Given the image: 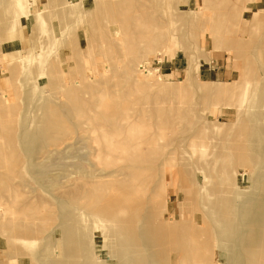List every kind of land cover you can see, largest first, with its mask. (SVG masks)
Returning <instances> with one entry per match:
<instances>
[{"label":"rangeland","instance_id":"rangeland-1","mask_svg":"<svg viewBox=\"0 0 264 264\" xmlns=\"http://www.w3.org/2000/svg\"><path fill=\"white\" fill-rule=\"evenodd\" d=\"M0 264H264V0H0Z\"/></svg>","mask_w":264,"mask_h":264},{"label":"crops","instance_id":"crops-1","mask_svg":"<svg viewBox=\"0 0 264 264\" xmlns=\"http://www.w3.org/2000/svg\"><path fill=\"white\" fill-rule=\"evenodd\" d=\"M216 73L217 72H215L213 70V68L210 69V71L208 72V74H206V80H218L219 77H218V75Z\"/></svg>","mask_w":264,"mask_h":264}]
</instances>
